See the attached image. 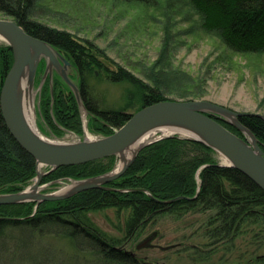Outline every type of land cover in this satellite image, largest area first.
Listing matches in <instances>:
<instances>
[{
  "label": "trees",
  "instance_id": "obj_1",
  "mask_svg": "<svg viewBox=\"0 0 264 264\" xmlns=\"http://www.w3.org/2000/svg\"><path fill=\"white\" fill-rule=\"evenodd\" d=\"M35 1L0 0V12L16 20L29 34L47 41L71 58L81 74V98L91 114L113 128H120L135 113H129L134 106L138 105L140 110L166 100L160 88L119 68L107 70L106 75L114 82L126 84L125 105L99 107L87 80L100 69L98 56L70 33L34 20L31 11ZM123 1L150 4L156 0ZM186 2L199 15L202 30L217 35L227 50L251 61L264 55V0ZM13 63L11 46L0 43V190L5 193L22 190L37 172L36 158L12 135L1 109L3 85ZM54 97L57 121L67 127L79 126L78 100L58 79ZM239 120L258 138L264 152V117L241 113ZM216 153L213 147L200 141L167 137L144 147L126 172L106 183L105 187L90 188L63 199L43 200L33 215L37 201L0 205V212L5 211L0 213V264H17L23 248L30 256L31 252L45 249L52 256L47 258L49 264L57 261L61 264H144L133 252L110 241L87 215L90 211L108 207L130 211V231L164 212L180 214L194 210L207 213L210 238L234 241L241 234L257 240L259 248H263L264 189L238 168L219 164ZM114 157L61 166L51 177L70 172L81 175L102 173L107 170L106 165L97 166L105 161L111 165ZM94 165L95 168H91ZM197 173L200 182H197ZM9 208H13L10 210L13 215L6 212ZM58 240L68 244L69 247L64 245L66 253L57 246ZM54 254L59 257L55 258Z\"/></svg>",
  "mask_w": 264,
  "mask_h": 264
},
{
  "label": "rangeland",
  "instance_id": "obj_2",
  "mask_svg": "<svg viewBox=\"0 0 264 264\" xmlns=\"http://www.w3.org/2000/svg\"><path fill=\"white\" fill-rule=\"evenodd\" d=\"M31 14L34 20L70 33L98 56L100 69L87 80L99 107L125 105L126 84L114 82L106 75L107 70L123 68L160 88L166 100L206 103L209 107H200L201 110L229 125L230 130L249 144L259 145L258 138L240 122L237 114L264 117V55L251 61L227 50L217 35L202 30L199 15L186 0H156L150 4L123 0H37ZM0 18L12 19L1 12ZM0 43L8 44L4 40ZM53 49L57 61L50 64L49 59L42 56L33 79L36 122L41 133L48 139L69 143L86 142L90 136L104 138L113 134L119 128L105 124L87 110L81 98V74L71 58ZM56 79L78 100L79 126L67 127L55 117ZM138 110L136 105L129 113ZM246 130L256 137L255 143ZM172 136L195 140L175 133L161 136L150 144ZM215 151L219 164H227L222 154ZM119 160V155H115L111 165L105 161L97 166L106 165L105 172L90 175L70 172L51 177L56 168L44 165L40 171V193L54 194L76 181L111 173L117 169ZM37 179L38 170L18 192L33 186ZM196 179L200 182L199 173ZM0 194L8 193L0 190ZM40 202L37 201L31 215L35 214ZM12 209L6 212L13 215ZM129 214V210L113 207L87 213L110 241L133 252L144 264H264V247L259 248V242L251 236L249 239L240 234L234 241L210 238L207 213L194 210L180 214L164 212L148 218L131 231ZM64 242L56 241L66 253L65 246H69ZM22 251L17 264H49L47 258L52 257L43 248L31 252V256L28 250L23 248Z\"/></svg>",
  "mask_w": 264,
  "mask_h": 264
},
{
  "label": "water",
  "instance_id": "obj_3",
  "mask_svg": "<svg viewBox=\"0 0 264 264\" xmlns=\"http://www.w3.org/2000/svg\"><path fill=\"white\" fill-rule=\"evenodd\" d=\"M2 36L7 38L6 42L14 52V63L6 77L1 93L3 117L19 144L36 158L37 166L41 164L55 169L118 155L150 128L165 123H176L198 131L204 137H188L206 143L218 152L226 154L231 162L222 165L238 168L264 189L263 150L257 143L255 145L249 144L219 120L196 107L195 104L198 102L195 101L163 100L147 105L133 113L129 120L113 134L95 141L80 142L74 145H58L45 141L31 129L23 117L17 105L16 91L19 79L27 66L36 60V70L42 56L47 57L51 64L57 61V53L47 41L29 34L14 19L0 18V37ZM65 63L69 64V61L65 60ZM240 115L241 113L237 114V116ZM158 138L149 141L141 148ZM138 152L118 171L115 170L116 172L113 171L101 177L86 180L71 194L40 193L33 200L40 202L63 199L83 190L105 187L106 183L126 172ZM41 178L42 174L38 172V179L33 185L35 188L40 187ZM28 197L29 195L25 190L0 194V205L30 201L31 199Z\"/></svg>",
  "mask_w": 264,
  "mask_h": 264
},
{
  "label": "bare ground",
  "instance_id": "obj_4",
  "mask_svg": "<svg viewBox=\"0 0 264 264\" xmlns=\"http://www.w3.org/2000/svg\"><path fill=\"white\" fill-rule=\"evenodd\" d=\"M0 40L7 41V38L5 37H0ZM36 60L33 61L29 66L26 67L24 70L23 74L21 75L18 85H17V91H16V100H17V105L25 118L26 122L28 125L31 127V129L42 139L49 143L53 144H58V145H74L77 144L78 142H62L58 140H52L46 138L44 136L39 127L37 126L36 122V107H35V91L33 87V79H34V70L36 67ZM196 107H209L206 103L199 102L195 104ZM213 108V107H212ZM215 109V108H214ZM234 118V117H233ZM235 120V118H234ZM179 133L183 136H193V137H204L202 136L198 131H196L193 128H190L185 125L181 124H176V123H165V124H160L157 126H154L147 130L145 133H143L139 138H137L131 145H129L126 149L123 151L119 152V163L117 166L116 171L121 169L123 165H125L129 160L139 151V149L149 141H152L158 137L164 136V135H170V134H175ZM246 133L250 137L251 141L253 143L256 142V139L254 135L249 131L246 130ZM101 139L100 137H93L90 136L88 141H95ZM223 159L226 163H230L231 160L230 158L222 153ZM44 165L39 164L37 166L38 172L41 171V168H43ZM115 171V172H116ZM86 181H76L71 185H68L64 188H62L60 191L54 193L55 195H67L73 193L80 185L84 184ZM42 187H37L35 188L34 186L28 187V189L25 190V192L29 195L28 199H31L30 201H34L33 199L36 198L37 195L40 194V190Z\"/></svg>",
  "mask_w": 264,
  "mask_h": 264
}]
</instances>
